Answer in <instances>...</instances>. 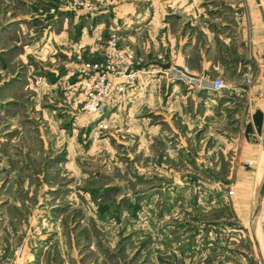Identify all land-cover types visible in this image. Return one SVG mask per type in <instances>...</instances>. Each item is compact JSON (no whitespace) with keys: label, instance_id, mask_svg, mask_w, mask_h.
Returning a JSON list of instances; mask_svg holds the SVG:
<instances>
[{"label":"rangeland","instance_id":"374dc122","mask_svg":"<svg viewBox=\"0 0 264 264\" xmlns=\"http://www.w3.org/2000/svg\"><path fill=\"white\" fill-rule=\"evenodd\" d=\"M100 1L0 0L2 248L34 240L39 264H264L260 197L236 185L230 151L194 145L186 156L168 133L145 140L153 123L169 127L158 112L143 110L129 126L125 113L121 121L83 108L93 75L85 64L103 58L111 33L122 44L108 23L78 41L115 0ZM60 12L68 34L42 49L55 26L45 21Z\"/></svg>","mask_w":264,"mask_h":264},{"label":"crops","instance_id":"0c3cea01","mask_svg":"<svg viewBox=\"0 0 264 264\" xmlns=\"http://www.w3.org/2000/svg\"><path fill=\"white\" fill-rule=\"evenodd\" d=\"M101 12L100 18L88 20L91 27L94 23L89 34L88 27H81L78 41L98 38L108 23L118 27L122 44L145 59L138 66L143 72L125 90L111 89L102 116L122 121L125 113L130 126L135 114L158 112L169 127L159 131L160 124L153 123L143 131L145 140L168 133L179 146L185 144L186 156H192L194 145H201L202 152L230 151L239 174L236 185L251 187L248 194L258 200L264 193V0H115ZM61 13L45 21L47 27L55 26L42 49L58 46L66 38L68 19ZM166 63L167 67L186 64L194 75L222 76L226 86L201 89L161 79L156 70ZM250 71L251 83H246L245 73ZM189 136L191 140L185 141ZM37 245L34 240L9 248L0 244V264H39L40 258L42 263L43 247Z\"/></svg>","mask_w":264,"mask_h":264},{"label":"built area","instance_id":"2783aa9c","mask_svg":"<svg viewBox=\"0 0 264 264\" xmlns=\"http://www.w3.org/2000/svg\"><path fill=\"white\" fill-rule=\"evenodd\" d=\"M112 0H101L98 6H107ZM86 5L92 6L94 3L85 2ZM96 6V5H95ZM139 57H136L134 49L129 45L119 43V37L115 33H111L106 40L104 55L100 61L86 63L85 68L91 69L93 75L87 79V92L83 103V108L88 112L101 113L105 109V101L110 94L112 88L118 91H123L143 72L141 67H138ZM162 75L169 78H179L184 83L195 86L201 89L219 90L226 86L224 79L221 76L207 78L201 75H194L189 71L186 64L181 66H172L163 68ZM118 78L119 80H115ZM252 72L245 73V82L251 83ZM106 123L103 120L99 121L98 127L104 128ZM250 164V160H246ZM233 192L232 189L229 190ZM258 217L260 220V236L264 243V193L261 195L258 206ZM21 246L19 247V251Z\"/></svg>","mask_w":264,"mask_h":264},{"label":"water","instance_id":"95a60500","mask_svg":"<svg viewBox=\"0 0 264 264\" xmlns=\"http://www.w3.org/2000/svg\"><path fill=\"white\" fill-rule=\"evenodd\" d=\"M168 66V63H166L165 65H164V67H167ZM261 197V196H260ZM259 200H260V198H259ZM259 200H258V204H259Z\"/></svg>","mask_w":264,"mask_h":264}]
</instances>
